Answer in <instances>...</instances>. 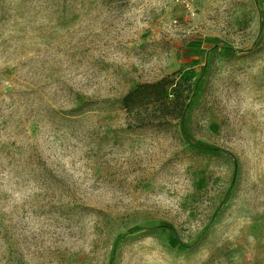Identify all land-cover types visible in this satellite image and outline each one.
<instances>
[{"label":"rangeland","instance_id":"1","mask_svg":"<svg viewBox=\"0 0 264 264\" xmlns=\"http://www.w3.org/2000/svg\"><path fill=\"white\" fill-rule=\"evenodd\" d=\"M0 264H264V0H0Z\"/></svg>","mask_w":264,"mask_h":264},{"label":"trees","instance_id":"2","mask_svg":"<svg viewBox=\"0 0 264 264\" xmlns=\"http://www.w3.org/2000/svg\"><path fill=\"white\" fill-rule=\"evenodd\" d=\"M192 84L172 75L138 84L122 97L121 108L129 116V127L168 129L184 116ZM172 92L167 95V92Z\"/></svg>","mask_w":264,"mask_h":264}]
</instances>
